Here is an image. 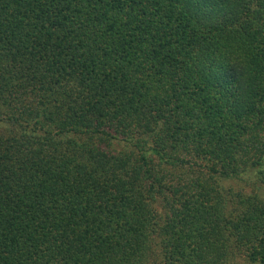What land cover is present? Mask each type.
<instances>
[{
    "label": "trees",
    "instance_id": "16d2710c",
    "mask_svg": "<svg viewBox=\"0 0 264 264\" xmlns=\"http://www.w3.org/2000/svg\"><path fill=\"white\" fill-rule=\"evenodd\" d=\"M0 264H264V0H0Z\"/></svg>",
    "mask_w": 264,
    "mask_h": 264
},
{
    "label": "clouds",
    "instance_id": "9594fccd",
    "mask_svg": "<svg viewBox=\"0 0 264 264\" xmlns=\"http://www.w3.org/2000/svg\"><path fill=\"white\" fill-rule=\"evenodd\" d=\"M232 56L230 60V67L234 69L244 68L247 64L248 56L246 50L242 45L233 43L231 46ZM211 65H209V68Z\"/></svg>",
    "mask_w": 264,
    "mask_h": 264
},
{
    "label": "rangeland",
    "instance_id": "374dc122",
    "mask_svg": "<svg viewBox=\"0 0 264 264\" xmlns=\"http://www.w3.org/2000/svg\"><path fill=\"white\" fill-rule=\"evenodd\" d=\"M240 186L244 187V188H245L244 190H245L246 192H248V191L251 190L250 185L247 184V183H243V182H241V183H240ZM153 261H154V260H153ZM151 262H152V260H151Z\"/></svg>",
    "mask_w": 264,
    "mask_h": 264
}]
</instances>
